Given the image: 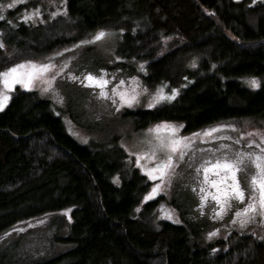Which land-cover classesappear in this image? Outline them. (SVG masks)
<instances>
[{"label":"trees","instance_id":"trees-1","mask_svg":"<svg viewBox=\"0 0 264 264\" xmlns=\"http://www.w3.org/2000/svg\"><path fill=\"white\" fill-rule=\"evenodd\" d=\"M66 6L81 32L123 28L116 51L144 60L149 82L170 81L175 64L177 77L190 78L172 101L133 111L137 126L174 120L195 131L225 119H264V86L250 89L237 79L264 76V0H66ZM49 36L23 22L0 23V66L7 46L41 53L68 39ZM191 53L199 55L196 67H182L179 58ZM111 148L79 144L47 99L20 89L11 94L0 111V233L69 207L72 243L52 256L19 250L20 264H264V239L248 233L231 232L212 248L197 240L192 217L152 224L155 200L138 208L150 180L133 165L122 170L123 152ZM115 174L120 184L112 182Z\"/></svg>","mask_w":264,"mask_h":264},{"label":"rangeland","instance_id":"rangeland-1","mask_svg":"<svg viewBox=\"0 0 264 264\" xmlns=\"http://www.w3.org/2000/svg\"><path fill=\"white\" fill-rule=\"evenodd\" d=\"M247 4H254L261 0H244ZM15 4L13 8H7V5ZM0 5L4 6L0 14L5 19L0 20L4 26H15L23 22L29 30L47 32L49 40L56 41L60 37L67 39V44L58 45L48 51L31 52L29 50H20L16 46H7L5 51L6 60L0 66V71L32 61L36 64L53 63L56 68L45 74L42 79L34 81L31 90H26L20 85L15 86L12 92H6L11 96L15 91H31L40 98L47 99L53 112L60 118L66 132L79 144L98 143L119 149L123 152L122 170H127L130 166H135L146 173L155 167L157 161L145 157L138 161V157L150 154L153 147L158 143L155 139V133H149L148 130L155 125L167 123L179 128L176 138L190 137L193 133L203 132L205 129L224 125V130L214 133V137H231V139H201L196 138L193 149L188 151L185 160L180 161L176 158V168L170 171L163 180H150L148 191L143 196L144 200L156 184H160L161 190L155 196V205L150 210L151 223L155 220H167L175 224L184 223L192 217L193 222L199 226L197 240L204 245H211L215 248V243L221 238H226L231 232L239 234L248 233L259 239H264V215L249 214L248 222L243 226L236 218L235 213L242 210V206H233L232 209L222 219L214 218L216 206H213L209 184L203 185L208 189L207 193H200L203 182V172L197 174L196 168L204 160H212L221 155H229L235 159V153L246 152L260 154V148L256 144L261 143L264 137V119L254 118H232L211 123L195 131H186L182 121L159 120L145 126H137L133 111L137 109L154 108L162 103H168L172 100H163L155 103L159 95L157 90L165 85L163 95H173V90L178 94L188 83L190 78L177 77L178 69L175 64L172 79L161 80L157 83H151L147 80V66L144 60L127 58L117 53L116 49L123 34V28L115 29H95L81 32L73 26V20L67 11L66 0H27V3L18 2V0H0ZM40 10L39 16H34L32 20L24 21L26 14ZM52 13H58L55 17ZM105 31L109 33L104 39L93 44H85L81 47H74L81 41L91 39L97 32ZM72 37H75L72 39ZM71 49V51H65ZM56 53H63L57 56ZM199 60L196 53L188 54L179 58L182 67L194 68ZM178 62V61H177ZM67 63V67L63 66ZM143 65V70H141ZM195 65V66H193ZM63 68L59 76L52 80V76ZM179 68V67H178ZM88 74L99 78L104 76L105 80L110 81L104 87L108 97H101L99 87H86L89 82L84 80ZM75 77V79H73ZM135 78V80H133ZM244 86L250 89H258L264 86V76L244 75L237 78ZM256 79L260 86L252 88L247 81ZM51 81V84L44 82ZM124 84L118 88V92L125 93L126 98L132 95L137 96V102L131 107L121 106L119 95H113L112 89ZM45 89H48L45 91ZM133 89L135 91H133ZM147 89V91H145ZM0 91L3 90L0 84ZM138 94V95H137ZM175 94V97L177 96ZM9 101V100H8ZM115 101V102H113ZM154 103V107H148ZM8 104V102H7ZM6 104V105H7ZM4 109V108H3ZM183 125L182 128L180 126ZM235 129L233 131L232 129ZM248 133H259V135L249 136ZM164 136H170V132L161 133ZM243 137V139H241ZM240 140V144L233 141ZM255 142V143H253ZM108 144V145H107ZM220 144L231 146L229 152H218L213 155L210 152L201 151V149L217 148ZM251 146L249 147V145ZM194 151V154H193ZM164 158L163 153H158V159ZM245 171L239 173V176L249 179L256 173V169L248 160L244 162ZM148 177V176H147ZM115 184H120L121 178L115 174L111 178ZM195 189L196 191H193ZM201 195H207V202L201 207ZM153 200V199H151ZM149 201V200H148ZM163 206V207H162ZM70 208L59 211H53L44 215L27 219L16 223L0 233V264H20L17 261L19 250L31 256H52L58 252H63L72 247V243L67 240L70 231ZM165 213L171 216V219L165 217ZM236 221L233 223V221ZM217 231L218 234L211 239L209 233ZM14 247L15 251L8 249ZM13 249V248H12Z\"/></svg>","mask_w":264,"mask_h":264},{"label":"snow or ice","instance_id":"snow-or-ice-1","mask_svg":"<svg viewBox=\"0 0 264 264\" xmlns=\"http://www.w3.org/2000/svg\"><path fill=\"white\" fill-rule=\"evenodd\" d=\"M21 3H27V0H18ZM15 4L7 5V8L15 7ZM4 6L0 5V10L3 9ZM58 13H52V16L55 17ZM40 10L36 9L34 12L26 14L24 16V21L27 22L32 20L34 16H39ZM4 15L0 14V20H4ZM109 33L101 30L97 32L91 39L81 41L80 44L75 45L74 47H81L85 44H93L98 41L104 39ZM5 45L0 42V48H4ZM65 51H71V49H65ZM57 56L63 55V53H56ZM195 66V65H193ZM67 67V63L63 66V68ZM56 68V65L53 63H41L36 64L32 61H27L24 63L16 64L5 71H0V84L3 86V90L0 91V111L6 106L10 96L6 94V92H12L15 90L16 85H20L26 90H31V87L34 86V81L38 79H42L45 74L52 72L53 69ZM63 68L60 71H57L55 75L52 76V80H55L56 76H59L63 71ZM141 70H143V65H141ZM75 79V77H73ZM84 80L89 83L86 84V87H99L101 89L100 96L108 97V93L104 91V87L110 83V81L105 80L104 76L101 75L99 78L93 76L92 74H88L84 77ZM135 80V78H133ZM44 82L51 84V81L45 80ZM249 86L252 88H257L260 86V82L256 79H251L247 81ZM124 84V81H120V85H117L116 88L112 89L113 95H119L121 100V106H129L131 107L134 102H137V96L132 95L130 98H126L125 93L118 92V88ZM164 87L159 88L157 90L158 96L155 100V103H159L163 100H172L175 98L176 90H173V95L165 96L163 95ZM48 89H45L47 91ZM133 91H135L133 89ZM147 91V89H145ZM138 95V94H137ZM115 102V101H113ZM154 103H150L148 107H154ZM183 125L180 126L182 128ZM224 125L212 127L209 129H205L203 132L193 133L190 137H180L176 138V134L179 132V128L169 125L167 123H162L155 125L153 128L149 129V133H155V139L157 140V144L152 148L151 153H146L144 156L138 157V161L140 159H144L147 157L150 160L157 161L155 167L147 171L145 174L148 176L150 180H163L165 176L169 174L170 171H173L177 164L176 158L180 161L185 160V157L188 155V151L193 149V144L196 142V138H200L203 143L205 139H231V137H214V133L220 132L224 130ZM235 131V129H232ZM170 132V136H164L161 133ZM249 136L259 135V133H248ZM243 139V137H241ZM240 140H235L233 143L240 144ZM255 143V142H253ZM261 143L264 144V137L261 139ZM251 144L249 145V147ZM257 148H260V154L254 153H246V152H237L235 153V159H232L229 155H221L218 156L215 161L212 160H204L199 167L196 168L197 174L203 172V182L200 188V193H207L208 189L203 185H208L210 182L211 187H215L217 189V193L219 195H211V199L215 201L218 205L219 210L214 213V218L222 219L228 212L232 209L233 201H236L240 204L245 203L246 193L245 190L241 187L239 180V173L245 171L244 162L248 160L252 163L254 168L256 169V173L251 177V188L252 195L248 197V203L241 210L235 213L236 218L239 219V222L243 226L248 222L247 219H240L241 217H248L249 214H260L264 215V147H261L260 144H256ZM204 152H210L213 155H216L218 152H229L231 151V146L228 144H220L217 148H209V149H201ZM158 153H163L164 158L158 159ZM194 154V151H193ZM215 176L219 177V180L212 179L210 181V177ZM161 190L160 184H156L151 192L145 196L144 200L148 201L154 199L155 196ZM193 191H196L193 189ZM201 207L203 208L204 204L207 202V195H201ZM163 207V206H162ZM139 211V209H137ZM165 217L171 219V216L168 213H165ZM236 221L234 220L233 223ZM218 234L217 231L209 233L208 238ZM215 251V250H214Z\"/></svg>","mask_w":264,"mask_h":264},{"label":"flooded vegetation","instance_id":"flooded-vegetation-1","mask_svg":"<svg viewBox=\"0 0 264 264\" xmlns=\"http://www.w3.org/2000/svg\"><path fill=\"white\" fill-rule=\"evenodd\" d=\"M54 44H67V43L66 42H55ZM212 179L219 180V177L211 176L210 181ZM239 180H240L241 187L245 190V193H246L245 203L240 204L236 201H233L232 204L233 206H242V209H243L246 206V204L249 202L248 197L252 195L251 178L249 179L248 177H244L242 179V177L239 176ZM209 192L211 195L213 194L219 195V193H217V189L215 187H211L210 182H209ZM212 203H213V206H216V210H219L218 205L215 203V201L212 200Z\"/></svg>","mask_w":264,"mask_h":264}]
</instances>
